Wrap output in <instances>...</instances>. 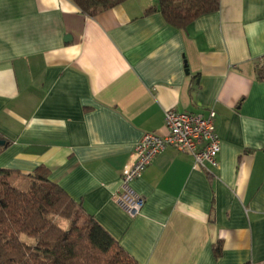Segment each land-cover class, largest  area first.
<instances>
[{
    "label": "crops",
    "instance_id": "obj_1",
    "mask_svg": "<svg viewBox=\"0 0 264 264\" xmlns=\"http://www.w3.org/2000/svg\"><path fill=\"white\" fill-rule=\"evenodd\" d=\"M157 3L88 17L0 0V168L19 187L45 169L139 264H264V0H219L182 29ZM166 111L215 113L217 165L166 147L132 182L130 217L123 166Z\"/></svg>",
    "mask_w": 264,
    "mask_h": 264
},
{
    "label": "trees",
    "instance_id": "obj_2",
    "mask_svg": "<svg viewBox=\"0 0 264 264\" xmlns=\"http://www.w3.org/2000/svg\"><path fill=\"white\" fill-rule=\"evenodd\" d=\"M71 1L93 17L124 0ZM218 7L219 0H158L156 9L182 29ZM12 174L0 168V264H139L45 169L28 175L23 188L11 182Z\"/></svg>",
    "mask_w": 264,
    "mask_h": 264
},
{
    "label": "built area",
    "instance_id": "obj_3",
    "mask_svg": "<svg viewBox=\"0 0 264 264\" xmlns=\"http://www.w3.org/2000/svg\"><path fill=\"white\" fill-rule=\"evenodd\" d=\"M214 112L204 117L187 112L166 111L164 124L166 133L159 135L146 132L135 144L123 166L119 188L114 200L130 217L140 214L144 198L132 187V182L141 177L151 161L166 147L189 153L194 167L207 169L217 165L220 139L214 124Z\"/></svg>",
    "mask_w": 264,
    "mask_h": 264
},
{
    "label": "water",
    "instance_id": "obj_4",
    "mask_svg": "<svg viewBox=\"0 0 264 264\" xmlns=\"http://www.w3.org/2000/svg\"><path fill=\"white\" fill-rule=\"evenodd\" d=\"M5 144V140L0 138V145H4Z\"/></svg>",
    "mask_w": 264,
    "mask_h": 264
},
{
    "label": "rangeland",
    "instance_id": "obj_5",
    "mask_svg": "<svg viewBox=\"0 0 264 264\" xmlns=\"http://www.w3.org/2000/svg\"><path fill=\"white\" fill-rule=\"evenodd\" d=\"M16 186H18V185H16ZM23 188V187H22ZM57 221L59 222V223H61V224H63V221H61V220H59V219H57ZM23 237V236H22Z\"/></svg>",
    "mask_w": 264,
    "mask_h": 264
}]
</instances>
